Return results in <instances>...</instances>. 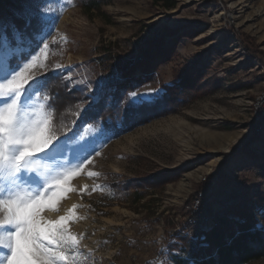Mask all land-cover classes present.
<instances>
[{"label":"rangeland","instance_id":"1","mask_svg":"<svg viewBox=\"0 0 264 264\" xmlns=\"http://www.w3.org/2000/svg\"><path fill=\"white\" fill-rule=\"evenodd\" d=\"M152 1L103 0L96 10L77 0H0L5 26L11 21L7 7L27 14L47 6L48 11H39L45 26L37 40L49 48L39 43L27 58L35 55L34 63L47 67L26 72L39 78L61 65L54 69L64 72L71 86L85 87L90 98L80 110L93 103L97 82L125 80L122 65L136 67L131 80L151 70L149 80L127 93L163 92L177 75H196L194 92L176 109L117 137L85 126L68 142L63 161L77 163L73 148L93 139L100 154L93 153L92 163L71 179L73 190L59 212L46 209L41 215L54 220L77 206L69 230L91 253L88 264H176L171 244L176 232L195 235L197 228L188 226L185 216L199 190L212 214L207 226L237 197L264 206V116L259 117L264 109V0H176L171 9ZM161 36L163 48L173 49H153L150 41ZM28 42L15 54L27 51ZM151 49L156 55L144 67L139 62ZM259 95L263 101L257 107ZM235 147L238 151L230 155ZM219 172L220 178L210 177ZM246 264H264V256Z\"/></svg>","mask_w":264,"mask_h":264},{"label":"snow or ice","instance_id":"2","mask_svg":"<svg viewBox=\"0 0 264 264\" xmlns=\"http://www.w3.org/2000/svg\"><path fill=\"white\" fill-rule=\"evenodd\" d=\"M41 7L48 11L42 4L27 13L23 30L14 22L9 21L5 26L0 21V264H88L91 253L81 249L82 237L69 230L77 206L73 205L67 215L56 220L41 215L46 209L59 212L60 203L73 190L69 187L71 179L79 169L92 163L93 153L100 154L93 139L73 148L72 159L77 163L63 161L68 142L79 132L68 135L71 129L63 123L57 107L59 97L51 92L45 94L49 81L26 72L47 66L43 62L35 64V55L27 59L15 54L25 40H33L35 33L45 26L39 18ZM57 19L59 16L53 17L47 25L46 35H51L50 29ZM39 43H43L44 49L49 48L46 41L37 42V47ZM104 87V82H97L93 103L100 98ZM38 96L45 102L33 103ZM127 97L125 110L135 111L158 103L162 90L132 91ZM75 115L79 116L80 111ZM89 145L93 146L89 149ZM88 175L100 177L101 174L89 172ZM96 188L104 190L102 185ZM259 211L264 213V206Z\"/></svg>","mask_w":264,"mask_h":264},{"label":"trees","instance_id":"3","mask_svg":"<svg viewBox=\"0 0 264 264\" xmlns=\"http://www.w3.org/2000/svg\"><path fill=\"white\" fill-rule=\"evenodd\" d=\"M102 1L77 0L85 8L96 10H100ZM152 2L164 9H171L176 5V0H153ZM6 12L18 29L25 28L26 14L18 13L9 7ZM35 23L36 21L33 20V25ZM8 31L10 32V28ZM28 31L31 32V29ZM40 32L41 30L36 32L34 39L29 40L27 51H21L16 55L28 58L29 54L37 48V42H39L37 36ZM163 39L161 36L150 41L157 53H165L166 50L173 49L170 46L165 50ZM153 49L146 52L139 62L144 67L155 57ZM135 69L136 67L127 65L120 66V74L125 80L107 82L97 102L92 103L84 110H80L79 105L85 100H90L84 91L85 87L71 86L63 76L64 72L48 68L39 78L49 81L45 94L51 92L52 95L59 97L57 107L61 110L63 123L71 129L68 135L80 133L85 126H91L93 129L117 137L141 123L176 109L187 101L195 90L192 78L196 75L194 72L186 71L177 75L178 81L171 85H164L162 98L158 103L139 107L135 111H126L127 91L135 89L136 86L151 78V70L147 69L131 80ZM65 84L68 85L67 88ZM44 102L39 96L33 100V103ZM77 111H80L79 116L75 115ZM261 116H264V109L259 112V117ZM237 151L238 147H235L229 154L233 155ZM221 176L222 173L219 172L210 177L220 178ZM122 190L126 191L127 185L123 186ZM140 197L141 195L138 194L135 199ZM262 204L263 201L259 202L257 206L255 203H248L247 199L237 197L233 203L224 208L223 213L218 215L213 224L208 226L206 224L188 225L197 228L194 236L183 231L176 232L175 239L171 244L172 248L177 249V253L174 255L176 264H180L181 261H187L188 264H246L251 260L263 257L264 227H262L261 221L264 220V213L259 211ZM183 255L186 256V259H183Z\"/></svg>","mask_w":264,"mask_h":264},{"label":"built area","instance_id":"4","mask_svg":"<svg viewBox=\"0 0 264 264\" xmlns=\"http://www.w3.org/2000/svg\"><path fill=\"white\" fill-rule=\"evenodd\" d=\"M259 99L256 102V106L260 107L263 101V97L259 95ZM185 220L189 225L196 224H208L212 221V214H209L205 210V192L199 190L197 191L190 203L187 205Z\"/></svg>","mask_w":264,"mask_h":264},{"label":"bare ground","instance_id":"5","mask_svg":"<svg viewBox=\"0 0 264 264\" xmlns=\"http://www.w3.org/2000/svg\"><path fill=\"white\" fill-rule=\"evenodd\" d=\"M229 15H230V14H229ZM66 211H67V210H66ZM63 215H67V212H66L65 214H63ZM59 216H60V215L56 216V217L54 218V220L58 219Z\"/></svg>","mask_w":264,"mask_h":264}]
</instances>
